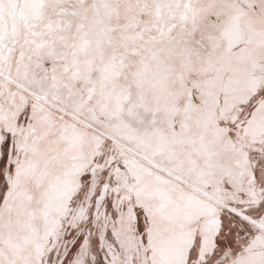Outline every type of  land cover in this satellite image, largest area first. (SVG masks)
Returning <instances> with one entry per match:
<instances>
[{
  "label": "snow or ice",
  "instance_id": "snow-or-ice-1",
  "mask_svg": "<svg viewBox=\"0 0 264 264\" xmlns=\"http://www.w3.org/2000/svg\"><path fill=\"white\" fill-rule=\"evenodd\" d=\"M0 264H264V0H0Z\"/></svg>",
  "mask_w": 264,
  "mask_h": 264
}]
</instances>
